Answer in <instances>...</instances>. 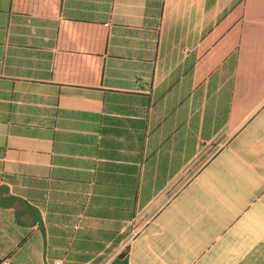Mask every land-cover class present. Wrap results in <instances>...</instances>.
<instances>
[{"label":"crops","instance_id":"0c3cea01","mask_svg":"<svg viewBox=\"0 0 264 264\" xmlns=\"http://www.w3.org/2000/svg\"><path fill=\"white\" fill-rule=\"evenodd\" d=\"M0 184V264H264V0H0Z\"/></svg>","mask_w":264,"mask_h":264},{"label":"trees","instance_id":"16d2710c","mask_svg":"<svg viewBox=\"0 0 264 264\" xmlns=\"http://www.w3.org/2000/svg\"><path fill=\"white\" fill-rule=\"evenodd\" d=\"M0 207H10L14 209L16 219L20 221L21 223L23 222L24 218L27 217L26 214L29 213L31 215H34L32 220L28 223L34 224L39 221V215L36 213V211L28 206L26 201L22 200L21 198L13 196L8 187L0 184ZM26 220H28L26 218ZM128 254L129 251L125 250L122 252L116 260L112 264H129L128 260Z\"/></svg>","mask_w":264,"mask_h":264},{"label":"built area","instance_id":"2783aa9c","mask_svg":"<svg viewBox=\"0 0 264 264\" xmlns=\"http://www.w3.org/2000/svg\"><path fill=\"white\" fill-rule=\"evenodd\" d=\"M56 264H60L59 262H57Z\"/></svg>","mask_w":264,"mask_h":264}]
</instances>
